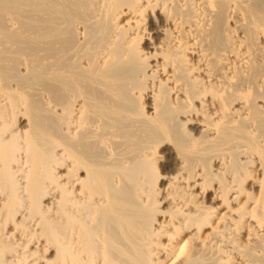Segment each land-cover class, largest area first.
<instances>
[{"label": "bare ground", "instance_id": "6f19581e", "mask_svg": "<svg viewBox=\"0 0 264 264\" xmlns=\"http://www.w3.org/2000/svg\"><path fill=\"white\" fill-rule=\"evenodd\" d=\"M0 264H264V0H0Z\"/></svg>", "mask_w": 264, "mask_h": 264}]
</instances>
